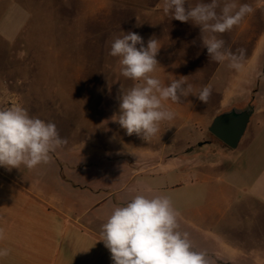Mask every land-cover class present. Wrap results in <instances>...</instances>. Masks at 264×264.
Returning a JSON list of instances; mask_svg holds the SVG:
<instances>
[{"label": "rangeland", "instance_id": "1", "mask_svg": "<svg viewBox=\"0 0 264 264\" xmlns=\"http://www.w3.org/2000/svg\"><path fill=\"white\" fill-rule=\"evenodd\" d=\"M199 2L188 0L193 6ZM236 2L251 5L253 13L230 32L218 35L234 52L246 49L244 67L236 71L223 64L221 83L228 85L238 80L240 86L228 105H251L254 111L255 105L264 104V46L256 44L264 36V0ZM127 32L139 34L145 47L149 39L158 41L156 59L160 65L152 75L162 85L181 76H187L194 93L207 85L216 62L209 60L206 48L202 47L199 27L166 15L163 0H0V109L18 104L30 116L55 123L60 136L67 140L56 154L75 145H92L95 152L104 150V156L92 157V164L110 168L111 190L117 186L118 177L129 182V187L134 182L146 183L151 190L141 189L139 193L168 196L180 213L181 225L183 209L187 207L184 197L191 198L188 208L201 204L199 198L219 187L217 179L231 164L224 162L222 168L203 170L209 178L186 190L185 183L199 178L196 171L181 172L162 165L135 174L138 166L134 160H154L157 154H176L181 158L186 138L194 139L199 134L213 142L215 147L212 145L211 150L221 146L224 152L233 154L237 149L226 148L207 131L219 111V94L214 92L207 104L195 95H189L180 104L165 101V108L173 111L175 117L161 122L160 131L149 141L126 134L113 119L118 118L121 92L137 82L121 75L119 58L110 56L109 51L112 40ZM252 53L259 75L246 91V60ZM206 106V125H195L204 116ZM263 122L264 116L252 113L243 136H263ZM191 145V150L202 152L194 141ZM58 156L55 162H64L65 158ZM216 159L211 157L212 161ZM93 224L97 226L96 222Z\"/></svg>", "mask_w": 264, "mask_h": 264}, {"label": "crops", "instance_id": "2", "mask_svg": "<svg viewBox=\"0 0 264 264\" xmlns=\"http://www.w3.org/2000/svg\"><path fill=\"white\" fill-rule=\"evenodd\" d=\"M256 44L264 46V36ZM254 60V53L246 60L244 74L249 77L244 84L246 91L259 75ZM222 71L223 64L216 62L206 85L219 94L218 114L237 107L228 105V100L240 86L238 80L222 84ZM261 73L264 77V65ZM208 114L206 106L204 116L194 124L206 125ZM253 114L264 116V104L255 105ZM262 124L263 136H242L233 154L224 152L221 146L209 149L213 142L205 134H199L194 139L186 138L181 158L176 154L165 157L157 154L154 160L153 157L134 160L138 166L135 174L162 165L181 172L196 171L199 178L185 183L186 190L209 178L203 170L222 168L224 162L231 164L217 179L219 187L209 191L207 197L199 198L201 204L188 208L191 198L183 199L187 207L183 209L181 229L190 234L194 249L206 251L215 264H264ZM192 141L202 152L191 150ZM57 154L65 158L64 162L60 159L57 160L60 164L55 162ZM57 154L52 155L49 164L35 170L21 166L9 171L0 167V229L4 232L0 249L9 250L7 257L0 258V264H113L111 253L99 241L108 210L128 201L141 189L151 190L143 182H134L129 187L130 183L120 177L111 190L110 168L92 164V157L104 156V150L95 152L92 145H75ZM212 156L217 157L216 161L211 160Z\"/></svg>", "mask_w": 264, "mask_h": 264}, {"label": "clouds", "instance_id": "3", "mask_svg": "<svg viewBox=\"0 0 264 264\" xmlns=\"http://www.w3.org/2000/svg\"><path fill=\"white\" fill-rule=\"evenodd\" d=\"M163 11L172 19L199 27L209 60L231 70L243 69L246 49L234 52L218 34L230 32L252 14L251 5L236 0H201L193 6L188 0H163ZM159 49L156 39H149L145 47L139 34L127 32L112 40L109 51L110 56L119 58L121 75L137 82L121 92L118 118L113 120L128 136L135 134L144 141L158 134L161 122L174 119L175 113L165 108V101L180 104L195 95L207 104L212 95L210 86L194 93L187 76L162 85L152 75L160 65L156 59ZM66 143L55 123L30 116L23 106L0 109V167L35 170L49 164L52 154ZM179 216L168 196L138 193L113 207L101 225L99 241L111 253L113 264H215L206 251L194 249L190 234L181 229ZM8 255V249H0V258Z\"/></svg>", "mask_w": 264, "mask_h": 264}, {"label": "water", "instance_id": "4", "mask_svg": "<svg viewBox=\"0 0 264 264\" xmlns=\"http://www.w3.org/2000/svg\"><path fill=\"white\" fill-rule=\"evenodd\" d=\"M253 107H231L212 117L207 131L229 149H235L243 136Z\"/></svg>", "mask_w": 264, "mask_h": 264}]
</instances>
